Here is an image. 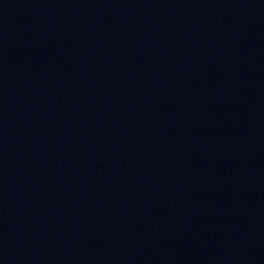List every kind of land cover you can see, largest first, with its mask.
<instances>
[{
    "label": "water",
    "instance_id": "water-1",
    "mask_svg": "<svg viewBox=\"0 0 264 264\" xmlns=\"http://www.w3.org/2000/svg\"><path fill=\"white\" fill-rule=\"evenodd\" d=\"M0 264H264V0H0Z\"/></svg>",
    "mask_w": 264,
    "mask_h": 264
}]
</instances>
